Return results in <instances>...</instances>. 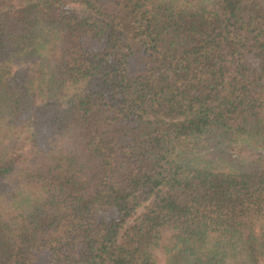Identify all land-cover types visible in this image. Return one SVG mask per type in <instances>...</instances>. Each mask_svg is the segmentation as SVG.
Here are the masks:
<instances>
[{
	"label": "trees",
	"instance_id": "trees-1",
	"mask_svg": "<svg viewBox=\"0 0 264 264\" xmlns=\"http://www.w3.org/2000/svg\"><path fill=\"white\" fill-rule=\"evenodd\" d=\"M0 264H264V0H0Z\"/></svg>",
	"mask_w": 264,
	"mask_h": 264
},
{
	"label": "rangeland",
	"instance_id": "rangeland-1",
	"mask_svg": "<svg viewBox=\"0 0 264 264\" xmlns=\"http://www.w3.org/2000/svg\"><path fill=\"white\" fill-rule=\"evenodd\" d=\"M143 210H144V208L139 209V211L136 213L135 217H136L138 214H140ZM133 220H134V219H131V220L129 221V223H132Z\"/></svg>",
	"mask_w": 264,
	"mask_h": 264
}]
</instances>
